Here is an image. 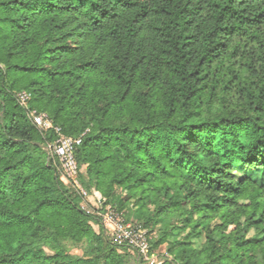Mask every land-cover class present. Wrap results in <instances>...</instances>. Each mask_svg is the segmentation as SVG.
<instances>
[{
    "label": "trees",
    "instance_id": "trees-1",
    "mask_svg": "<svg viewBox=\"0 0 264 264\" xmlns=\"http://www.w3.org/2000/svg\"><path fill=\"white\" fill-rule=\"evenodd\" d=\"M21 91L81 137L77 180L97 205H189L196 236L222 220L203 252L177 240L160 264L220 248L203 264H264V0H0V264H144L94 230L49 152L58 134L37 129Z\"/></svg>",
    "mask_w": 264,
    "mask_h": 264
},
{
    "label": "rangeland",
    "instance_id": "rangeland-1",
    "mask_svg": "<svg viewBox=\"0 0 264 264\" xmlns=\"http://www.w3.org/2000/svg\"><path fill=\"white\" fill-rule=\"evenodd\" d=\"M54 164L56 165L58 172H59V164L57 161H54ZM83 167H81V170ZM60 174V173H59ZM234 178L237 181H240L245 174H247L243 168L239 166H234L233 170ZM251 179H258L259 173H253L249 175ZM172 191L169 193L171 194ZM92 197V200L94 198H97V196H91L89 195V198H87V201L84 205L86 210H90L93 213H98L99 206L113 207L116 211L122 213V217L125 220V223H130L134 227H138V229H141L146 235V250L145 254L148 257V259H144L143 256H140L143 260L144 264H160L165 259H172V251L170 249H175L174 244L175 241L179 240L181 242H186L189 247H193L196 250H202L206 247H209V243L207 242L206 235L210 237L211 235L215 240L219 239V230H213L212 229L216 225H222V220L218 219L217 217H212L211 220L208 222V225L206 228L208 229V233L204 230V224L200 225L198 227L199 234L196 236L195 231L193 230V223H190L188 226L183 225V218L187 215V209H189V205L185 206L184 209L179 212H165L158 214L156 211L158 209L157 203H151L149 200L146 201L145 206L143 208H139V205L134 203L133 201H130L126 204L123 211L117 209L116 206H112L110 203L102 204L104 198L100 197V205H97L95 202L90 201V198ZM165 202V199H162L160 204ZM249 201L246 198H243L240 200V203H248ZM83 205V203H82ZM81 205V207H82ZM183 214V215H182ZM95 218L98 221V224H93V228L95 231H99L100 227H103L105 235L111 240H113L112 237V226L104 225L99 218L95 214H93ZM193 218H197V214H193ZM244 216H240L239 222L242 224L244 222ZM221 230H224V234L227 236H236L238 240H247L252 238L256 231L253 228H247L244 227L239 232H236L233 229V225L228 226H222ZM178 231V232H177ZM193 231V232H192ZM178 233V235H177ZM173 235L175 237H173ZM224 244L222 246L230 247L232 246V243L230 240L223 241ZM71 246V253L75 255H82V248L85 246V243H78V244H70ZM186 246V245H185ZM180 247V246H179ZM132 249V248H131ZM137 254L138 252L133 249ZM132 250V251H133ZM210 249H207V252L209 253ZM221 250V248L219 249ZM217 251L214 253L213 256H209L206 252L202 253L204 250H202L201 258H199L197 264H203L204 261L210 262L211 259L215 258L217 255H219L220 251ZM133 251V252H134ZM171 251V252H170ZM251 254V253H250ZM139 257V256H138Z\"/></svg>",
    "mask_w": 264,
    "mask_h": 264
},
{
    "label": "built area",
    "instance_id": "built-area-1",
    "mask_svg": "<svg viewBox=\"0 0 264 264\" xmlns=\"http://www.w3.org/2000/svg\"><path fill=\"white\" fill-rule=\"evenodd\" d=\"M30 96V93L27 91L19 92L17 95L18 103L27 109L28 117L40 132L52 128L58 134L57 139L49 144L48 149L50 154L58 161L60 180L63 183L71 182L74 185L79 194L83 197V205L81 208L84 211L89 214H95L104 225L106 224L113 227L111 233L114 240L112 241L113 243L135 249L139 257L143 256L144 259H148L145 254L146 234L141 229H138V227H134L130 223H125L121 212L116 211L111 206H99L100 211L98 213H93L85 209V203L87 198H89V194L77 180L79 167L74 157V149L81 143V137L63 135L60 129L51 123L45 112H37L35 109H29L28 100Z\"/></svg>",
    "mask_w": 264,
    "mask_h": 264
},
{
    "label": "crops",
    "instance_id": "crops-1",
    "mask_svg": "<svg viewBox=\"0 0 264 264\" xmlns=\"http://www.w3.org/2000/svg\"><path fill=\"white\" fill-rule=\"evenodd\" d=\"M96 196H98V195H96ZM90 201H93L94 202V199L92 200V197L90 198Z\"/></svg>",
    "mask_w": 264,
    "mask_h": 264
}]
</instances>
